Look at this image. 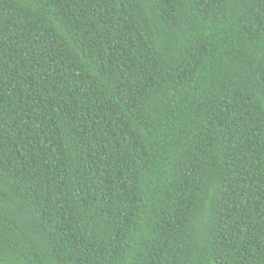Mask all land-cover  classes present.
<instances>
[{
	"label": "trees",
	"instance_id": "obj_1",
	"mask_svg": "<svg viewBox=\"0 0 264 264\" xmlns=\"http://www.w3.org/2000/svg\"><path fill=\"white\" fill-rule=\"evenodd\" d=\"M0 264H264V0H0Z\"/></svg>",
	"mask_w": 264,
	"mask_h": 264
}]
</instances>
